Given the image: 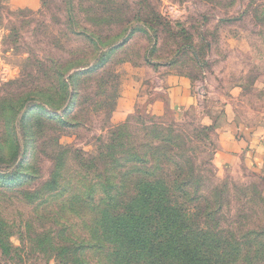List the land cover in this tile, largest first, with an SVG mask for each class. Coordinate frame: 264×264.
<instances>
[{"label":"rangeland","instance_id":"374dc122","mask_svg":"<svg viewBox=\"0 0 264 264\" xmlns=\"http://www.w3.org/2000/svg\"><path fill=\"white\" fill-rule=\"evenodd\" d=\"M226 114L264 126V0H0V264H77L154 179L264 252L262 175L217 162Z\"/></svg>","mask_w":264,"mask_h":264},{"label":"trees","instance_id":"16d2710c","mask_svg":"<svg viewBox=\"0 0 264 264\" xmlns=\"http://www.w3.org/2000/svg\"><path fill=\"white\" fill-rule=\"evenodd\" d=\"M177 185L156 179L139 182L122 211L117 198L110 197L93 222L92 244L79 251L81 256L75 249L67 252L77 264H264L256 233L232 238L216 224L212 227L207 219L216 223L220 208L212 212L206 206L204 225L196 223L185 202L179 203L185 195L176 194L186 191ZM90 253L96 256L93 263L80 260Z\"/></svg>","mask_w":264,"mask_h":264},{"label":"crops","instance_id":"0c3cea01","mask_svg":"<svg viewBox=\"0 0 264 264\" xmlns=\"http://www.w3.org/2000/svg\"><path fill=\"white\" fill-rule=\"evenodd\" d=\"M172 87L174 103L176 106H190L193 98L190 91V82L186 78L178 77ZM221 118L219 128V143L221 146L217 155L218 165L222 168L238 166L251 173L262 175L264 179V126L246 127L238 126ZM225 123V124H224Z\"/></svg>","mask_w":264,"mask_h":264}]
</instances>
